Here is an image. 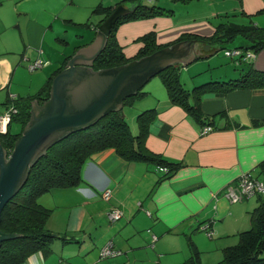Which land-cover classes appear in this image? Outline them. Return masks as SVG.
Returning <instances> with one entry per match:
<instances>
[{"label":"crops","instance_id":"obj_1","mask_svg":"<svg viewBox=\"0 0 264 264\" xmlns=\"http://www.w3.org/2000/svg\"><path fill=\"white\" fill-rule=\"evenodd\" d=\"M8 1L14 14L3 13L4 19L1 18L3 14L0 15V36L6 34L8 40L15 44L19 41L20 45L14 49L8 42L7 52L14 57L0 56V100L3 99L0 101V113L6 110V105L2 107V104H5L7 97L17 96L18 91L13 92L11 87L13 72L22 65L23 60L26 62L35 56L31 55L32 50H44L47 33L58 32L54 29L55 23L59 30L60 25L63 26L66 34V27L74 26L77 30L75 37H85L82 29H86L90 36L88 41L74 43L71 53L59 51L58 68L66 56L70 55V58L75 52L81 55L79 62L90 60L93 54L90 46L98 39V23L104 17V12L98 11L96 22L71 17L60 20L67 0ZM99 3L104 6L116 5L98 1L95 7ZM210 3L216 6L211 10L212 14L225 17L218 22L232 21L231 17L241 15L244 17L242 21L232 22L264 26V14H261L264 0H210ZM124 6L129 8L130 5ZM167 8H171L172 13L129 19L114 28L116 40L125 55L136 54L142 45L138 41L139 36L150 30L155 31L158 40L160 36H171L180 30L208 35L215 29L213 21L204 17L199 18L200 23L184 20L175 25V9ZM55 34L56 39H60L59 33ZM65 38L61 40L68 44V36L65 35ZM200 47L197 42L194 43L189 55L194 54L191 49L198 55ZM243 50L252 51L245 47ZM214 54L201 58L195 55L185 64L175 62L179 64V71H188L190 79L180 75L183 84L188 82L193 87L201 82L235 78L249 64L264 71V47L254 51L251 59L237 60L229 56L231 60H212ZM36 56L44 57V53ZM197 59H207V64H201ZM142 90L145 93L133 101L131 110L138 109L139 112L149 107L157 110L149 123L145 145L180 165L169 176L161 177L159 165L127 160L113 147L93 152L82 166V180L78 185L53 188L39 195L38 201L50 209L46 225L57 236L50 248L31 253L21 264H63L62 260L71 264H114L97 259L100 248L107 243L120 253L102 259L116 256L119 262H123V253L131 254L140 249L161 257L177 249L172 247L155 252L154 246L178 234L184 235L187 240L192 239L200 253H205L203 264H215L222 258L223 248L238 242V233L252 226L251 211L260 204L264 193L230 201L226 191L229 186H236L244 174L264 181V87L204 93L199 105L204 121L211 123V129L206 132H202L206 122L195 121L183 107L170 102L159 76L150 77ZM9 128L11 130V123ZM105 189L111 190L109 199L101 196ZM113 208H119L122 212V216L116 220L109 217ZM203 221H207L212 229L211 237L199 227ZM152 234L157 237L154 241ZM59 235L71 237L70 241L61 240ZM148 240H151V244L146 243ZM188 254L183 249L181 258L185 260Z\"/></svg>","mask_w":264,"mask_h":264},{"label":"trees","instance_id":"obj_2","mask_svg":"<svg viewBox=\"0 0 264 264\" xmlns=\"http://www.w3.org/2000/svg\"><path fill=\"white\" fill-rule=\"evenodd\" d=\"M126 2L130 4L131 11L120 16L113 23L105 47L94 59V69L126 63L131 59L140 58L182 39L193 38L201 46L200 53L196 58L212 55L219 49L226 47V44L238 36L243 38V43L235 46L237 48L243 49L245 47L254 52L264 47V26L255 23L225 21L218 23L215 31L210 35L187 32L180 38L165 44L157 43L155 31L150 30L139 36L142 45L136 54L127 57L116 40L114 28L129 19L172 13L173 10L157 3L147 4L143 0H120L115 6H104L99 3L94 11H103L104 17L98 25L118 4L128 5ZM69 56L63 59L62 64L35 93L26 96L7 97L6 110L10 107L16 109L10 115L5 133H0L1 143L8 152L22 131L21 129L14 133L10 130L9 124L12 119H18L22 125L21 128L24 127L31 116L32 101L37 100L42 103L49 97L52 78L65 66ZM179 68L178 63H172L156 75H159L165 85L170 102L183 107L195 121L206 122L204 125H211L210 122L204 121L199 105L202 95L207 91L227 92L238 88L264 87V71L258 70L251 64L242 69L244 72L235 78L207 81L193 86L191 89L182 85L179 79ZM144 93L145 91L141 87L135 94L125 97L123 105H131L137 97ZM156 113L155 107L139 111L136 115L138 130L133 132L125 119L123 110L122 112L117 109L110 110L93 123L67 133L49 146L30 166L26 181L2 209L1 230L19 235L2 241L0 264H21L31 253L51 247V242L55 236L46 225L50 209L43 206L38 201V197L53 188L78 185L82 180V166L93 152L113 147L121 157L127 160L148 161L163 166L165 168L163 171L158 169L162 172L161 177L169 176L180 165L179 162H172L163 158L160 154L150 150L144 142L149 123ZM251 217L252 226L238 233V242L223 248L222 258L215 264H264V197L261 198L260 204L252 209ZM206 222L199 223V227ZM58 237L63 241H70L71 238L65 235ZM188 245L190 250L188 263L200 264V251L190 238ZM62 262L67 261L62 260Z\"/></svg>","mask_w":264,"mask_h":264},{"label":"water","instance_id":"obj_3","mask_svg":"<svg viewBox=\"0 0 264 264\" xmlns=\"http://www.w3.org/2000/svg\"><path fill=\"white\" fill-rule=\"evenodd\" d=\"M130 11L118 4L98 25V39L90 46V60L79 62L81 55L75 52L54 75L49 97L42 103L32 101L31 116L9 152L0 140V220L4 205L24 184L30 166L49 146L110 110L122 112L123 99L135 94L150 77L172 63L185 64L197 55L194 49L193 56L189 55L196 41L184 39L126 63L94 70V59L105 47L113 23ZM18 235L0 228V245Z\"/></svg>","mask_w":264,"mask_h":264},{"label":"rangeland","instance_id":"obj_4","mask_svg":"<svg viewBox=\"0 0 264 264\" xmlns=\"http://www.w3.org/2000/svg\"><path fill=\"white\" fill-rule=\"evenodd\" d=\"M98 1H103L105 4H115L116 1L118 0H67L66 5L63 6L62 8L60 20H62V18L64 17H71V18H74L80 21L85 19V21L87 20V21L96 22L98 21L97 19L99 18V13L98 11H94L93 9L95 7V4L98 3ZM144 1H146L147 3L157 2L161 6L164 5L166 7H173L175 9V14H174V18H175L174 24L175 25L181 24L182 21L184 20H190V22L193 24L200 23L201 20L199 18L204 17V19L213 21L214 26L216 27V25L220 23L218 21L225 18V17L216 16L215 14L211 13V10L215 9L216 6L212 5L211 3L208 4V1L210 0H187V1H183V0H144ZM127 4L130 5L129 3ZM0 6H1L0 15L3 13H8L10 16L11 15L13 16L14 11L12 10L11 3L8 0H2V3L0 4ZM223 13L224 12H222V14ZM261 14H264V11L261 12ZM156 15H159V14H156ZM149 17H152V16H149ZM1 18L4 19L5 14H3ZM243 19L244 17L241 15L230 18V20L237 21V22L242 21ZM66 28L68 29L67 30L68 34H66V32L63 31V26L60 25V30H59V26H57V24L55 23L54 29L56 31L58 30V32H48L47 33L45 37L44 50L39 48L35 51L34 50L31 51V55L36 56V55H41L44 53V57L33 56L32 59L27 60L26 62L23 60L21 66H17V70H15L11 76L12 77L11 78L12 91L13 92L18 91L16 92L17 96H26V95L33 94L43 85L46 79L52 74V71H55L57 69V61H58L57 58H58L59 51L71 53L74 49L73 48V46L75 45L74 43H83L90 39L89 33L88 31H86V29L81 30V32L85 35V37L80 39L79 37H75L77 30H75L74 26L72 27L67 26ZM187 32L188 31L184 32L183 30H180L171 36H164V37L160 36L158 40L156 38V41L157 43H162V44L169 43L171 41L176 40L177 38H180V36H182L184 33H187ZM55 33H59L58 35L60 39H56ZM192 33L199 34V35H206L201 32H192ZM212 33H209L208 35ZM65 35L68 36V40H69L68 44L61 40V38L63 37L65 38ZM66 39L67 37L65 38V40ZM190 40H195V39L191 38ZM138 41L142 43L140 38H138ZM240 41H243V38L238 36L232 42H229L228 44H226V46L228 47H232L235 45L238 46V43ZM8 42L12 45V48L14 49L17 48L18 45H20V43H18L19 41L16 42L15 44L14 42L8 40V36L6 34L3 36H0V56L5 55L10 58H13L14 57L12 56L13 54L7 52L8 45H9ZM224 51H225L224 49H219L211 57L212 60L213 59L225 60L226 58H229V56L224 55ZM126 56L129 57L128 55ZM239 58L240 57H238L237 60H239ZM251 58L252 57H248V59H251ZM134 59H137V58H134ZM38 60L41 61V65H39L33 70H30L29 66L31 64H34ZM229 60H231V58H229ZM196 61L201 62V64H207V59H197ZM180 75L182 76V78H185L188 80L190 79L188 76V71H183V72L179 71V79L185 88L186 87L192 88V85L189 84L188 82L187 84L185 83L183 84V81ZM0 101L2 102L3 99H1ZM3 106H5V104H2V107ZM122 110H123V114L125 115V119L128 121L132 131L136 132L138 130V124L136 122V115L138 113V109L136 111L131 110L130 104H125ZM21 126L22 125L18 121V119L16 118L12 119V122H11L12 132L16 133L20 131L22 129ZM186 241H188L186 237L184 235H179V234L173 235V239H168V238L163 239L158 246H154L155 252H159V250H168L172 247H175L177 251L166 254L165 256H161V257H159L157 253L152 254L151 252L147 250L140 249L137 252L131 253V254L123 253V262H119V260H117L118 257L116 256L109 257L106 259H102L101 257L98 256L97 259L99 258L104 262L110 261L114 264H189L188 257L190 256V250L188 247L189 246L188 242ZM146 243L151 244V240H148ZM183 249H186L189 252L185 260L184 258H181V251ZM150 250H153L152 247H150ZM204 257H205V253L201 252L200 253V264H203Z\"/></svg>","mask_w":264,"mask_h":264},{"label":"built area","instance_id":"obj_5","mask_svg":"<svg viewBox=\"0 0 264 264\" xmlns=\"http://www.w3.org/2000/svg\"><path fill=\"white\" fill-rule=\"evenodd\" d=\"M224 53L228 56L236 57L237 59L238 57L248 58V57L254 56V52L245 51L237 47L227 48L225 49ZM39 65H41L40 60H38L34 64H31L29 66V69L33 70ZM15 111L16 109L14 107H10L9 109L0 113V131L1 132L6 130L7 123L10 120V115L12 112H15ZM210 129H211V125H204L202 127V132H206ZM158 169L163 171L165 168L163 166H158ZM257 193H264V181L254 178L249 174H244L243 176L240 177L236 186H229L227 188L226 196L229 198L230 201H237V200L242 199L243 197H248V196H251ZM101 196L104 199H109L111 196V190L110 189L103 190L101 192ZM146 212L150 214L148 210H146ZM120 216H122V212L119 208H113L109 212V217L112 220L118 219ZM201 228L206 231L207 236L209 237L212 236L213 231L210 228L208 223L203 224ZM156 238H157L156 235L152 234V241H154ZM119 253L120 251L113 248L112 245L109 243L104 244L100 248V252H99L101 258L105 256L119 254ZM63 264H71V263L63 262Z\"/></svg>","mask_w":264,"mask_h":264},{"label":"flooded vegetation","instance_id":"obj_6","mask_svg":"<svg viewBox=\"0 0 264 264\" xmlns=\"http://www.w3.org/2000/svg\"><path fill=\"white\" fill-rule=\"evenodd\" d=\"M7 127V126H6ZM6 131V130H5ZM5 131H3L2 133H5Z\"/></svg>","mask_w":264,"mask_h":264}]
</instances>
